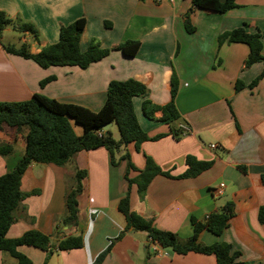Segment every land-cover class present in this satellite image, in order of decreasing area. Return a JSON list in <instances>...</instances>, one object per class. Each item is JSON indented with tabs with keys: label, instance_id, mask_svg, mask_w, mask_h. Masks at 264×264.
<instances>
[{
	"label": "crops",
	"instance_id": "crops-1",
	"mask_svg": "<svg viewBox=\"0 0 264 264\" xmlns=\"http://www.w3.org/2000/svg\"><path fill=\"white\" fill-rule=\"evenodd\" d=\"M226 13H211L194 7L192 0H0V11L16 22L32 24L38 37L20 32V45L0 40V102H25L42 95L63 104L93 112L102 109L111 81L137 80L146 85V97H134L133 105L141 129L150 140L137 149L134 144L118 151L117 162L105 148L82 151L59 167L32 164L23 175L21 191L26 194L14 211L15 222L9 239L36 230L52 244L69 236L82 235L84 246L51 256L42 250L21 246L19 252L32 264H94L112 243L101 264H216L213 255L190 252L176 254L151 244L147 233L128 230L118 209L127 193L131 209L151 220L155 228L177 235L186 242L193 234L191 219L204 222L231 203L233 216L222 235L207 230L199 235L202 245L228 243L240 253L238 261L264 264V224L259 211L264 207V76L253 88L248 86L264 73V62L245 68L250 49L246 44L219 45L221 34L239 27L261 33L264 56V0H235ZM189 13L195 32L185 28ZM86 20L80 48L85 52L92 41L110 54L86 69L78 66L42 68L36 62L9 54L3 45H26L31 54L59 41L60 31L78 19ZM107 24V25H106ZM140 43L133 57L117 47L126 42ZM176 75L175 99L180 119L162 121L157 111L150 119L144 114L146 100L157 107L171 101V80ZM45 85L42 82L48 80ZM238 82L244 88L236 90ZM190 128L179 139L172 128ZM76 135L83 127L72 122ZM118 141L115 123L109 129ZM27 128L3 125L0 148L12 153L0 155V176L14 168L25 153ZM158 138V139H154ZM211 145H216L211 149ZM127 155V158L122 159ZM151 158L169 176L158 175L140 196L136 179ZM212 162L194 178H181L188 169L187 158ZM77 170L87 172L78 197V225L62 224L65 195L75 184ZM224 184L223 194L216 189ZM122 237L117 239L120 234ZM0 264H17L0 252Z\"/></svg>",
	"mask_w": 264,
	"mask_h": 264
},
{
	"label": "trees",
	"instance_id": "trees-1",
	"mask_svg": "<svg viewBox=\"0 0 264 264\" xmlns=\"http://www.w3.org/2000/svg\"><path fill=\"white\" fill-rule=\"evenodd\" d=\"M194 7L211 13H226L236 7L235 0H192ZM12 23V20L3 11H0V40L5 29ZM107 25V24H106ZM20 32H28L38 37L37 29L29 23L18 20L15 25ZM86 27L84 18L78 19L72 24L65 26L60 31L59 41L43 48L37 54H31L26 45L16 48L14 45H3L9 54L21 56L36 62L42 68L51 66H78L81 69L88 68L91 64L104 59L110 54V49L102 48L96 41H92L88 49L83 52L80 48L82 34ZM185 28L188 33L195 32V27L190 24L189 13L185 18ZM261 33H250L246 27H239L232 31L221 34L218 38L219 45L228 43L246 44L249 49V57L245 62V68L264 62L263 43ZM140 43L136 41L126 42L117 47L124 55L133 57L137 54ZM264 76L261 74L248 87L253 88ZM49 81L41 83L45 85ZM244 84L238 82L236 90L244 88ZM178 92L177 77L174 74L171 80V101L163 106L157 107L146 100L143 105L144 114L152 119L154 113H163L162 121L166 124H173L180 119L175 99ZM148 89L145 84L129 79L126 81H111L107 89V98L98 112L71 105L63 104L54 99L42 95H34L25 102H0V129L3 125L13 128H27L25 136V153L17 162L14 168L0 176V252L9 255L17 261V264H32V261L19 252L21 246H29L42 250L48 256L54 253L66 252L81 249L84 246L82 235L69 236L57 244H52L50 238L36 230L24 233L16 239L7 237L8 231L14 224V211L19 208L26 197L21 191V182L26 170L32 164H52L65 166L82 151H90L105 148L111 154L112 164H116L115 153L122 147L134 144L138 149L142 143L150 140L147 134L141 129L136 113L134 111L133 98L146 97ZM72 122L83 127V134L78 136L73 130ZM115 123L120 135L116 141L111 131L104 133L102 127ZM173 135L179 139L184 130L172 128ZM158 139V138H154ZM12 153L9 146L0 148V155L5 157ZM127 158V155L122 159ZM188 169L181 178H194L212 166V162L197 161L194 158H187ZM135 170L129 164L128 172ZM128 172L126 179L129 185L135 184L138 194L142 196L154 177L158 175L169 176L151 159H146V165L139 172L136 179H129ZM87 172L77 170L75 184L65 195V215L61 222L65 226L73 227L78 225V197L83 191V180ZM119 211L126 219L125 231L133 230L145 232L151 244L162 249H171L176 254L185 255L190 252L203 255H213L216 264H250L238 261L240 253L234 252L230 244L222 242L213 245H202L198 242L199 235L207 230L216 236L222 235L228 227L229 220L233 216V206L226 204L221 211L210 215L204 222L192 218V236L181 242L176 234L158 230L151 220H147L131 209L129 193L121 199L118 205ZM259 220L264 224V207L259 211ZM113 240H119L122 235ZM111 245L99 255L94 264H101L104 258L110 253Z\"/></svg>",
	"mask_w": 264,
	"mask_h": 264
},
{
	"label": "rangeland",
	"instance_id": "rangeland-1",
	"mask_svg": "<svg viewBox=\"0 0 264 264\" xmlns=\"http://www.w3.org/2000/svg\"><path fill=\"white\" fill-rule=\"evenodd\" d=\"M20 33L14 30L12 27H9L6 32L3 33L1 41L3 44H16L20 45ZM118 152L115 153V157L117 158Z\"/></svg>",
	"mask_w": 264,
	"mask_h": 264
},
{
	"label": "built area",
	"instance_id": "built-area-1",
	"mask_svg": "<svg viewBox=\"0 0 264 264\" xmlns=\"http://www.w3.org/2000/svg\"><path fill=\"white\" fill-rule=\"evenodd\" d=\"M181 128L184 130L185 133L190 132V128L186 125H182ZM215 148H216V145H211V149H215ZM223 189H224V184H221L215 191L218 195H222ZM155 246H157V245H155Z\"/></svg>",
	"mask_w": 264,
	"mask_h": 264
},
{
	"label": "water",
	"instance_id": "water-1",
	"mask_svg": "<svg viewBox=\"0 0 264 264\" xmlns=\"http://www.w3.org/2000/svg\"><path fill=\"white\" fill-rule=\"evenodd\" d=\"M110 127H111V124H108V125H105V126L102 127V130L104 131L105 134H107V132L109 131Z\"/></svg>",
	"mask_w": 264,
	"mask_h": 264
}]
</instances>
